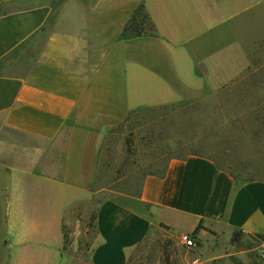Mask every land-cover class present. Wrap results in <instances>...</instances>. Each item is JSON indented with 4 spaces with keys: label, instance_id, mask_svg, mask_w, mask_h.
Listing matches in <instances>:
<instances>
[{
    "label": "crops",
    "instance_id": "0c3cea01",
    "mask_svg": "<svg viewBox=\"0 0 264 264\" xmlns=\"http://www.w3.org/2000/svg\"><path fill=\"white\" fill-rule=\"evenodd\" d=\"M139 5L154 31L126 39ZM4 6L12 7L0 11V63L18 50L28 59L0 70L2 264H16L35 233L52 237L60 260L62 227L86 197L82 168L94 135L134 110L177 103L182 91H216L240 76L253 0H62L57 7L0 0ZM29 138L41 145L30 146ZM29 181L55 192L32 195ZM130 201L116 195L98 204L89 264H126L161 227L182 234L200 225L199 238L230 248L194 264L264 250V180L238 184L207 157L169 159L164 174L145 176Z\"/></svg>",
    "mask_w": 264,
    "mask_h": 264
},
{
    "label": "rangeland",
    "instance_id": "374dc122",
    "mask_svg": "<svg viewBox=\"0 0 264 264\" xmlns=\"http://www.w3.org/2000/svg\"><path fill=\"white\" fill-rule=\"evenodd\" d=\"M50 1L57 7L62 0ZM253 6L247 14L253 27L244 39L247 61L240 76L216 91H182L184 97L177 103L134 110L117 127L103 130L99 139L94 135L82 168L86 197L78 202V214L62 227L65 240L60 260L55 256L52 237L43 240L35 233L28 252L20 255L16 264H89L88 250L94 236L92 216L98 204L116 195L131 203L138 197L144 177L160 175L171 158L196 152L216 160L238 182L264 180V0H253ZM11 7H0V11ZM144 27L147 34L152 33L148 21ZM26 59L27 54L15 51L0 63V70L8 61ZM164 71L169 75L167 69ZM29 145L41 144L29 138ZM59 179L66 182L63 174ZM32 184V195L55 192L49 183L29 181ZM65 192L83 199L73 191ZM1 227L0 242L4 236ZM178 237L163 227L150 231L132 250L126 264H194L195 260L230 252L226 243L211 236H197L192 248L184 247ZM5 258L0 243V264ZM214 260L217 264H262V254L253 249L247 256L227 255Z\"/></svg>",
    "mask_w": 264,
    "mask_h": 264
},
{
    "label": "trees",
    "instance_id": "16d2710c",
    "mask_svg": "<svg viewBox=\"0 0 264 264\" xmlns=\"http://www.w3.org/2000/svg\"><path fill=\"white\" fill-rule=\"evenodd\" d=\"M148 21L149 22V31L153 33L154 31V26L153 24L150 22V20L148 19L147 14L144 11L143 5H139L132 13L131 17L129 18V20L127 21L125 28H124V36L125 38H132V37H138L141 35H147V32L145 31V27L144 24L145 22ZM151 34V33H150ZM189 155H195V156H202V157H207V156H203L202 154L196 153V152H191L189 153L187 156ZM186 156V157H187ZM209 159H211L218 168L224 169L222 167L219 166L218 162L216 160H214L213 158L207 157ZM226 171H228L227 169H224ZM229 172V171H228ZM230 175L232 176V178L234 179V181L236 183H243L246 181H250V180H254V179H248V180H240L239 182L237 181L236 177L234 176L233 173L229 172ZM164 174V172H162L160 175L158 176H162ZM238 177H241V175H238ZM92 220H95V214L94 216H92ZM201 226L198 225L197 228L195 229V231H193L191 234L193 235H197V230L200 229ZM65 240V238H63V241ZM239 240V235L238 233H236L230 240L231 243H236Z\"/></svg>",
    "mask_w": 264,
    "mask_h": 264
},
{
    "label": "built area",
    "instance_id": "2783aa9c",
    "mask_svg": "<svg viewBox=\"0 0 264 264\" xmlns=\"http://www.w3.org/2000/svg\"><path fill=\"white\" fill-rule=\"evenodd\" d=\"M191 233L179 234V242L186 248H192L196 245L197 235ZM261 254L264 255V250L261 251Z\"/></svg>",
    "mask_w": 264,
    "mask_h": 264
}]
</instances>
